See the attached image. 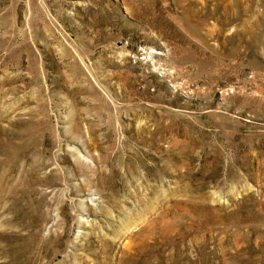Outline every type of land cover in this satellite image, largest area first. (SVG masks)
Segmentation results:
<instances>
[{
  "label": "rangeland",
  "instance_id": "374dc122",
  "mask_svg": "<svg viewBox=\"0 0 264 264\" xmlns=\"http://www.w3.org/2000/svg\"><path fill=\"white\" fill-rule=\"evenodd\" d=\"M0 264H264V0H0Z\"/></svg>",
  "mask_w": 264,
  "mask_h": 264
}]
</instances>
